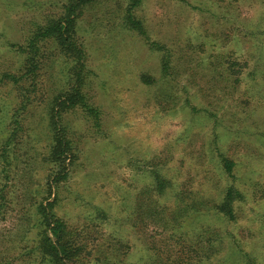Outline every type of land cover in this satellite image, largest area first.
<instances>
[{
	"label": "rangeland",
	"instance_id": "1",
	"mask_svg": "<svg viewBox=\"0 0 264 264\" xmlns=\"http://www.w3.org/2000/svg\"><path fill=\"white\" fill-rule=\"evenodd\" d=\"M64 1L0 0V69L12 63L16 70L21 61L6 42L22 43L37 24L58 17ZM126 3L97 0L78 18L90 69L85 91L100 125L80 108L64 114L76 154L67 180L50 186L56 169L47 154V110L68 61L46 45L29 96L19 85L0 86V150L13 120L21 123L8 177L0 174L9 197L0 258L33 264L24 253L39 227L36 205L56 198L53 212L78 234L87 264H264V40L245 35L264 24V0H142L135 15L170 50L172 79L161 76L162 54L123 26ZM228 53L258 64L230 92L245 105L231 104L210 65ZM144 73L154 81L144 84ZM256 81L260 104L247 97ZM182 86L193 105L216 112L217 123L183 105ZM221 155L234 161L232 176ZM150 168L170 182L160 195ZM230 185L243 194L233 221L219 207Z\"/></svg>",
	"mask_w": 264,
	"mask_h": 264
},
{
	"label": "trees",
	"instance_id": "2",
	"mask_svg": "<svg viewBox=\"0 0 264 264\" xmlns=\"http://www.w3.org/2000/svg\"><path fill=\"white\" fill-rule=\"evenodd\" d=\"M95 2L97 0H65L61 14L56 18L51 17L46 19L45 22L37 24L22 43L6 42L7 47L12 52L21 56V61L16 70H13L14 64L12 63L0 69V86L7 83L13 86L19 85L22 93H27L28 96L38 83L39 70L46 63L44 46L49 45V49L51 46L50 51L56 52L57 57H64L68 61L63 88L61 84V88L57 90L48 102L47 117L51 144L47 154L49 160L53 162L54 169H56L51 175V188L59 184L60 181L67 180L70 166L76 157L73 140L70 138L68 127L64 123V114L75 108H80L94 125H100V110L93 105L85 91L90 69L87 64L83 43L77 35L76 28L78 18L84 9ZM141 2L142 0H127L122 15V24L125 28L141 36L151 50L162 54L161 76L171 78L173 60L170 50L162 43L152 40L143 22L135 15V10ZM245 35L259 36L264 40V24L256 25L246 31ZM54 52L50 53L47 58L53 55ZM210 65L214 67V72L219 76L220 87L226 90L225 94H228L227 97L231 104L233 106L245 105L246 101L243 96L238 98L236 92V94H231L230 92L232 91L231 89L239 91L240 85L243 82L246 83L247 77L254 76L253 69L258 65L255 58L244 54L241 57H237L228 53L223 59L216 57L215 62H210ZM140 79L144 84H150L154 81L152 76L145 73L141 74ZM255 85L257 88L254 85H248L247 93L251 94H247V97H250V101L255 100L257 104H260L259 93L262 87L260 88L257 81ZM256 89L258 96H253L252 92ZM182 91L185 94L184 106L189 107L193 113L205 112L208 116L213 117L217 123L218 116L216 112L206 108H197L191 103L189 89L186 86H182ZM238 101L241 102L238 104ZM22 106L25 107V100L22 101ZM20 126L19 119L13 120L11 133H9L0 150V174L3 179L8 177L7 159H9L11 147L15 145ZM220 159L223 171L227 176H232L234 161L230 157L223 155H221ZM149 173L153 181L152 191L159 195L162 194L170 186L169 180L158 172L156 168H150ZM7 192L6 186L0 184V221L5 219L7 212V203H9ZM240 200H243V194L233 185H230L219 206L227 220L233 221L236 218L234 206L235 202ZM55 201L56 198L48 200L45 204L40 202L36 205L39 227L34 239V246L30 248L29 252L24 254L27 255L28 261L33 264H87L83 256L85 250L79 241L78 234L63 219L54 214ZM99 213L101 212H97V216L100 215L102 217ZM11 263L10 260L0 258V264ZM246 263L253 264L254 262L251 259H246Z\"/></svg>",
	"mask_w": 264,
	"mask_h": 264
}]
</instances>
